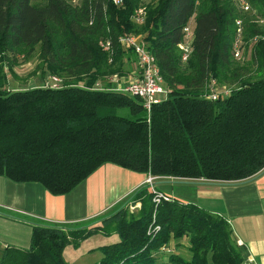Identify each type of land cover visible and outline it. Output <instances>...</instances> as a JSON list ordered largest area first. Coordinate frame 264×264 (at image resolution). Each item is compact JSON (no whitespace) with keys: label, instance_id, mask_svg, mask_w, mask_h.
Segmentation results:
<instances>
[{"label":"trees","instance_id":"obj_1","mask_svg":"<svg viewBox=\"0 0 264 264\" xmlns=\"http://www.w3.org/2000/svg\"><path fill=\"white\" fill-rule=\"evenodd\" d=\"M247 2L254 13L235 0H0V175L61 194L105 162L155 179L237 182L257 174L264 168V22H257L264 0ZM138 7L141 22L131 17ZM238 16L248 60L232 54ZM190 18L182 62L178 43ZM125 32L140 36L168 90L148 111L135 95L93 87L129 71L133 52L116 41ZM106 37L109 61L98 45ZM34 52L39 77L55 74L61 84L9 88L6 70ZM210 79L229 92L205 97ZM153 195L144 182L81 222L32 219L28 245L0 244V264H68L66 244L111 231L118 239L97 246L94 264L242 263L245 248L222 215ZM182 237L186 257L169 245Z\"/></svg>","mask_w":264,"mask_h":264},{"label":"crops","instance_id":"obj_2","mask_svg":"<svg viewBox=\"0 0 264 264\" xmlns=\"http://www.w3.org/2000/svg\"><path fill=\"white\" fill-rule=\"evenodd\" d=\"M42 80L43 77L38 84ZM7 86L18 87L15 84ZM146 177L147 173L105 162L71 190L61 194H51L40 183L28 181V207L4 202V198H0V220H11L0 221V244L26 247L29 243L32 219L66 223L87 220L111 208L135 187L144 183ZM175 180L188 184L195 193V199L176 196L178 199L193 201L211 212L222 215L236 241L245 248L244 258L250 255L253 258L252 264H264V168L254 176L237 182L210 181L202 178ZM17 190L14 185L13 197L17 196ZM6 211L24 214L28 221ZM176 243H180V248ZM169 244L174 247L175 252L188 256L185 249L187 241L184 237L178 242L170 240Z\"/></svg>","mask_w":264,"mask_h":264},{"label":"built area","instance_id":"obj_3","mask_svg":"<svg viewBox=\"0 0 264 264\" xmlns=\"http://www.w3.org/2000/svg\"><path fill=\"white\" fill-rule=\"evenodd\" d=\"M72 3H75L77 0H69ZM113 3H120L121 0H112ZM239 9L246 11L250 8L247 0H235ZM144 10L142 7H138L134 10L132 14V19L135 22H141L143 20ZM259 21L264 22V17L259 18ZM235 22V37L232 43V54L235 58L240 57V39L242 33V25L240 18H236ZM183 40L178 43L180 49V60L183 62L186 60L191 46V27L189 23L183 26ZM116 41L119 43L120 47L123 50L131 49L135 57L134 63L135 66L127 71L123 75H118L112 73L106 77V80L109 81L110 85L106 86L102 81L97 80L94 82V88H108L116 91H121L130 95H135L140 98L142 107L149 110L150 104L160 100L156 95L157 93L167 94V88L163 85V79L159 71V67L156 64L154 56L150 53L144 42L140 39L138 34L132 32H125L119 34L116 37ZM98 45L103 51H106L108 54V61L111 59L112 53V44L109 37L98 39ZM41 84L47 86H59L61 84V78L55 74H46L41 81ZM229 92V89L224 85H218L213 79H210L208 83V92L205 94V97L214 99L220 95H226ZM155 179L153 176L147 174L145 182L149 184L151 191L154 193L152 200L157 202L160 198H168L169 194L156 190L151 184V181ZM134 203L132 205H136ZM131 206V205H130ZM153 228H158L157 224L153 225ZM238 244H240L237 241ZM171 247L166 244L160 246V250L168 251ZM253 258L248 255L245 257L241 264H252Z\"/></svg>","mask_w":264,"mask_h":264},{"label":"rangeland","instance_id":"obj_4","mask_svg":"<svg viewBox=\"0 0 264 264\" xmlns=\"http://www.w3.org/2000/svg\"><path fill=\"white\" fill-rule=\"evenodd\" d=\"M33 1H37V0H33ZM250 11L254 13L253 9L246 10V12H250ZM244 15L246 16V14ZM250 20L256 21L255 18L254 19L250 18ZM257 22L262 23L261 21H259V19L257 20ZM189 23L192 29L193 18H190ZM240 50H241L240 57H244V59L248 60L250 57V50H251L250 42L249 41L245 42L243 39H240ZM35 54L36 53L34 52L28 58L22 59V61L20 60L15 65H13L14 70L12 69V72L6 70L7 85L15 84L17 86H28L32 84H38L41 78L39 77L38 74L39 69L36 68L35 66L37 62V58ZM232 58L235 59L233 56ZM129 62H128L129 64L128 67L130 70L135 66V63L134 61L133 62L129 61ZM156 95L160 99H163L165 97V94L163 93H157ZM3 181H5L4 184H2ZM151 184L154 186V188L166 194H170L171 196H175V197L179 196L178 198L188 196L190 198L195 199L194 190H192V188L188 186V184L179 182L178 180L169 179V178L168 179L158 178V179H153L151 181ZM14 185H16L18 189L17 190L18 194L16 197H13V193H15L13 191ZM0 190H1L0 198H4L3 199L4 202L21 204L22 206L28 207V182H17L7 178L6 176L0 175ZM137 205L138 204H136L135 206L129 204L128 209L133 210ZM6 212L12 213L19 217H23L28 221V217L24 214L14 211L11 212L6 211ZM0 221H11V220L1 219ZM117 239H118V235L115 231H111L107 233L94 232L79 239L76 244H71V243L66 244L62 249V256L67 261L68 264H93L102 255L101 251L97 249V246L116 241ZM176 245L180 248V244L176 243ZM172 249L174 250V247Z\"/></svg>","mask_w":264,"mask_h":264}]
</instances>
